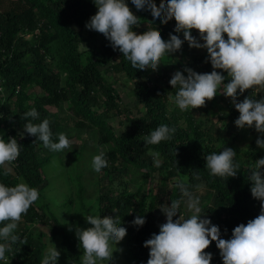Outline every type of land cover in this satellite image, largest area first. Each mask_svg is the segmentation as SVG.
Wrapping results in <instances>:
<instances>
[{"label":"trees","instance_id":"16d2710c","mask_svg":"<svg viewBox=\"0 0 264 264\" xmlns=\"http://www.w3.org/2000/svg\"><path fill=\"white\" fill-rule=\"evenodd\" d=\"M4 1L0 0V136L15 137L21 146L18 158L6 165L11 172L7 176L0 174V181L14 186L22 178L38 189L39 197L22 214L21 227L15 230L19 239L6 254V262L0 264H40L47 247L42 240L43 231L39 238L34 236L40 223L51 226V237L61 238L59 264H80L83 255L77 236L63 226L46 200L45 187L41 186L48 180L45 166L58 152L49 150L42 141L25 132L23 125L27 120L23 113L33 107L39 113L33 123L47 118L53 141L68 125L91 128L99 134V142L107 145L103 151L107 167L99 175L112 174L111 182L120 179L119 163L131 165L143 174L137 190L124 186L118 193L110 189L108 194L97 197L98 213L102 217L117 216L127 228L126 264H146L149 248L144 246V241L158 233L159 225L166 222L160 207L180 199L177 181L182 176L193 189L197 184L209 189V201L201 206L202 212L220 227L222 238H230L234 227L246 224L259 214L260 201L252 196V182L247 174L249 164L264 157V149L256 144L260 134L254 127L241 129L235 125L239 111L230 97L228 110L218 116L223 126L217 121L210 120L206 124L196 119L191 108L182 111L174 106L170 110L168 96L176 92L169 84L171 77L165 74L168 81L160 84L151 76V69L135 72L102 33L85 27L98 10L93 0H7L10 5L3 8ZM134 15L141 16L136 10ZM139 19L141 23L133 28L135 34L156 30L148 24L150 16ZM175 23L173 18L167 24L158 25L162 38L168 39ZM192 32L199 33V30ZM207 56L205 51L193 58L173 57L170 69L179 66L183 71L187 65L198 72H210L212 65L206 60ZM118 73L133 81L132 94L146 109L138 117L128 113L116 81L108 78ZM37 87L42 94H33L32 89ZM246 96L259 99L256 86L245 90L237 100ZM67 102L71 113L62 116L61 107ZM114 118H119L122 127L119 132L110 123ZM160 124L175 127L173 138L146 145L144 137ZM240 136L248 140L247 147L240 145ZM231 145L241 146H237L235 157L240 167L237 175L228 178L211 175L205 167L206 155ZM150 151L159 152L162 159L159 167L154 166ZM154 173L159 174V184L146 190ZM194 173H198L199 180ZM81 178L79 174L76 191L79 200L85 189ZM173 178L178 179L170 182ZM183 207L181 205L182 214ZM137 215L145 217L143 226L130 223ZM204 251L213 253L211 264H223L215 241Z\"/></svg>","mask_w":264,"mask_h":264},{"label":"clouds","instance_id":"9594fccd","mask_svg":"<svg viewBox=\"0 0 264 264\" xmlns=\"http://www.w3.org/2000/svg\"><path fill=\"white\" fill-rule=\"evenodd\" d=\"M93 2L98 10L85 27L102 33L135 72L158 70L161 58L165 54L174 56L185 41L189 47L206 49V60L210 61L212 71L198 72L187 65L183 71H175L169 84L176 92L168 96L169 102L183 111L203 106L217 94L230 97L239 111L235 125L241 129L254 127L260 134L256 144L264 149V96L237 100L253 86L264 88V0H166L159 7L153 0H131L136 12L145 18L150 16L148 24L156 29L143 35L133 32L141 23V16L133 14L127 0ZM173 18L176 21L174 33H182L183 39L172 32L164 39L158 30V25L167 24ZM193 29L199 30L198 37L193 35ZM29 117L31 119H27ZM38 117L34 107L23 113L27 134L35 136L51 151L60 152L71 146V140L63 132L53 141L49 120L33 123ZM175 132V127L160 124L144 137V143L156 145L171 140ZM20 146L15 137L0 136V174L7 176L11 172L6 165L18 158ZM236 154L233 148L223 147L219 152L206 155L205 167L213 176L235 177L240 169ZM149 155L154 166L159 167V152L150 151ZM106 167L105 153L100 151L92 158V168L98 173ZM194 177L199 180L198 173H194ZM247 179L252 182V196L260 201V211L246 224L234 227L227 239L222 238L220 227L203 215L197 194L201 186L197 184L194 190L183 179L178 180L180 199L160 207L166 222L159 225L158 233L144 241V246L149 248L146 264H211L213 253L204 250L213 241L220 250L223 264H264V157L249 164ZM38 197V189L22 178L14 186L0 181V262H6V254L19 239L15 230L22 214ZM181 205L187 209V216L182 214ZM91 211L95 215L84 213L90 227L75 229L83 252L80 264H111L127 228L117 216L102 217L94 209ZM145 222L144 216L137 215L130 223L139 227ZM60 256L56 245L49 247L40 264H59Z\"/></svg>","mask_w":264,"mask_h":264},{"label":"rangeland","instance_id":"374dc122","mask_svg":"<svg viewBox=\"0 0 264 264\" xmlns=\"http://www.w3.org/2000/svg\"><path fill=\"white\" fill-rule=\"evenodd\" d=\"M127 2L130 9L133 11V14H135V8L132 5L131 0H127ZM153 3L159 7L160 4L166 3V0H153ZM9 5L10 3L7 0L2 3L3 8H7ZM171 32L174 33V26ZM174 34L180 35L183 39L182 33ZM193 34L197 37L199 36V33L195 32ZM224 35L225 38H227V34L225 33ZM205 51L207 50L203 48L189 47L187 41H185L182 45V49L173 54L174 56L164 55L161 58L162 62L160 63L158 70H153L151 76L158 83L165 84L168 81V78L172 77L175 71H182L179 66H177L174 70L170 69L171 63L169 62L171 58H193L194 55L197 56L201 54V52ZM165 74L168 78L165 77ZM108 78L109 80L116 81V87L121 92L123 102L126 105V109H128L129 114L138 117L145 113L146 109L144 105L140 104L132 94V88L134 87L132 80H129L128 77L120 73L110 75ZM32 92L34 95H40L43 93L38 87L32 89ZM256 93L259 95V98L264 96V88L256 86ZM228 101L229 97L217 94L213 99L206 100L205 105L194 108L192 114L196 119L201 120L206 124H208L210 120H213L217 121L219 126H223L224 123L218 119V116L224 114L228 110ZM68 104L69 102L62 105V116H66L68 112L69 114L71 113L68 110ZM174 106V104L169 102L170 110H172ZM208 107L211 108V111L208 110ZM126 116L127 115H125V117ZM118 120L119 118L111 119L110 123L119 132L122 130V127L118 123ZM182 122L183 124H186L184 120ZM63 133H65L71 140V146L58 152L56 156L45 166L48 180L44 181L41 186L45 187V197L49 202L51 209L55 211L66 230L76 237L75 229L77 226L82 228L90 227L85 220L84 213L86 214L88 212L89 214L95 215V213L91 211L93 209L98 213L97 197L100 194H108L110 189H113L116 193H118L124 186H127V188L131 191H135L141 185L143 174L139 169L134 168L131 165L119 163L118 168L122 172V176L120 179H116L111 182L110 180L113 178L112 174L105 173L103 175H99L100 173L95 172L92 168L93 156L98 154L100 151H104L107 146L99 142V134L91 128H78L70 125L64 128ZM229 138L230 140L232 139L231 136ZM238 141L241 146H248V140L243 139V137L240 136ZM240 145H231L230 147L237 152L239 149L238 147H241ZM161 160L162 159L160 157V162ZM79 174H82L81 181L85 187L83 198L80 200V196L76 194V191L79 188V186H77V184H79V180L77 179ZM175 179L178 178L170 179V182L173 181L174 183ZM182 179L187 181L185 176H182ZM159 181V174L154 173L151 180L146 185V190L156 187L159 184ZM208 192L210 191L205 186H201L197 191V194L200 195L201 206L209 201ZM135 209H137V207ZM183 211V215L187 216V209L183 207ZM17 226L21 227L19 222ZM40 231L44 232L42 240H44L47 245L46 250L49 247H54L56 245L58 250L61 251V238L50 236V225L45 223L38 224L34 230V236L39 238ZM125 242L126 236L119 242L118 250L113 253L111 264H126ZM113 247L116 246L114 245Z\"/></svg>","mask_w":264,"mask_h":264}]
</instances>
